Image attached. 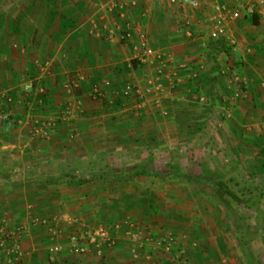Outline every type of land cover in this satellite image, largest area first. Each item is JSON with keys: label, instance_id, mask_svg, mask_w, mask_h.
Returning <instances> with one entry per match:
<instances>
[{"label": "crops", "instance_id": "0c3cea01", "mask_svg": "<svg viewBox=\"0 0 264 264\" xmlns=\"http://www.w3.org/2000/svg\"><path fill=\"white\" fill-rule=\"evenodd\" d=\"M91 1L94 0L88 1L87 4L92 8H98L97 12L85 24H82V21L74 22L73 27L62 35V40H59L58 35L56 47L49 50V54L46 53L47 57L43 58L44 60L40 58L39 51L35 50L33 33L31 38L30 36L27 38V48L32 46L31 58L28 60L26 57V63L24 59L21 61L17 54L23 55L25 47L22 44V37H16V41L21 42L19 43L21 47L17 48L16 52L11 50L10 59L13 62L15 60L13 67H0V119L5 118L0 120V124L7 118L8 123H16L11 126L13 131L10 132L4 131L5 127L0 126V143L4 142L1 139L6 137L10 139L0 144V167L18 164L27 168L19 167L16 171L26 172L31 169L28 167L31 162H38L41 166L39 169L45 171L76 164L83 158L95 161L93 158L102 156L110 160L115 151H123L126 155L127 148H118L117 143L121 142L122 138L130 139L137 136L131 131L122 132L123 125H129L126 127L129 128L134 124L148 122L154 118V114L162 113L168 108L177 117L182 108L189 107L186 101L206 100L205 96L197 99L194 92L216 91L222 86L232 88L229 84L234 83L231 78L235 76L244 78L246 84L240 85L249 89L248 76L241 77L237 71L227 66L229 59L225 48L230 46L237 52L242 34H254L253 30L247 29L253 24V16H248L242 9V17L237 21L229 22L231 33L238 37L235 36L236 40L238 39L236 46L228 45L224 39L213 40L210 35L211 21L218 15L216 5L226 4L231 8H241L242 0H230L225 3L214 2V0H176V3H172L171 0H98L97 3ZM195 2H198V6H195ZM257 15L259 19L257 26H260L264 23V9ZM62 18L70 19L65 15ZM10 22H13L12 28L22 36H25L32 28L50 30L52 25L51 20L40 24H34L35 22L30 20L22 23L20 19L10 20ZM136 25L141 26L146 32L153 48L164 55L163 58L167 64L161 80L167 88L149 98L132 97L126 100L122 97V90L118 91L121 86L130 82L146 89L149 80L158 77L156 65L140 64L136 61L132 41L122 38L124 32H128L129 26H132L131 32L134 36ZM257 26L252 25L250 28ZM109 31L114 32L113 39L108 38ZM188 31L191 35L187 34ZM0 42L7 45V37L0 35ZM251 52L250 48L248 53ZM1 57L4 61L7 60L4 55ZM134 61L137 65H134ZM250 73L254 78L256 73L253 71ZM174 79L178 81V85L173 90L171 84ZM25 85L30 95H21ZM96 85L100 86L104 93V102L94 101L91 98L93 87ZM250 87L254 88V85L251 84ZM251 88V92L244 95L249 98L246 101L241 100L242 104L237 108V111L245 112L241 122H246L247 126H250L248 133H239V138L244 143L238 144L235 152L241 165L244 164L242 154L246 146H248L246 150L255 154L254 158L245 159V162L253 172L258 174L260 182L256 181L255 185L261 187L264 186L262 182L264 120L260 116L255 118L252 115L254 111L257 112L255 108L258 105H264V95L258 94ZM118 94L120 98H123L121 105H118ZM25 96L29 97V101H26ZM10 97L13 98L11 104L7 103ZM110 100L112 101L109 102ZM109 104L115 105L109 107ZM72 108L73 115L66 116L65 112ZM83 108L85 118L80 119L78 115ZM190 111L188 108L185 115H189ZM247 113L249 117L246 116ZM55 118L61 119L60 125L47 133V138L35 135L34 126L29 125L34 123L44 125L45 122H51ZM40 139L42 141L38 142ZM0 181L8 183V180L0 179ZM65 183L68 182L48 185V189L44 194L42 193L43 196L36 198L42 203L41 209L36 214L27 212V214L14 216L17 220L13 221L17 223L16 226L28 224V230L21 238L23 257L20 264H141L132 259L130 252L125 250L123 241L120 240L115 248L107 250L106 258H100L90 245L87 246L89 250L85 254L79 255L73 252L68 240L69 236L82 227L99 225L98 220L101 216L95 213L81 214V206L92 203L105 194H98L97 197L86 200V197H81L84 195L83 192L78 195L74 188L65 186ZM4 189L0 188L2 191L0 199L4 197L0 207H5L3 203L16 199L15 195L5 198L6 190ZM45 193H49L48 197L56 194V199L46 202L48 197ZM247 199H250L252 204L256 203V207L251 206L254 208L251 209L252 213L262 217L263 222L258 231L262 232L264 241V188ZM51 205H62L64 213L67 214L53 213ZM74 212L79 213L73 214ZM5 215L10 216V214ZM31 215L45 217L50 220V223L44 226L31 225ZM54 217H57L58 221H53ZM75 222L77 225L74 224ZM55 244L63 245L65 250L59 254H51L49 249ZM262 251L264 253V246ZM110 255L112 257L109 259ZM247 255L249 256L248 264H264V254L257 262L255 257L248 253ZM241 260L244 261L243 258ZM234 264H241L240 259L234 260Z\"/></svg>", "mask_w": 264, "mask_h": 264}, {"label": "rangeland", "instance_id": "374dc122", "mask_svg": "<svg viewBox=\"0 0 264 264\" xmlns=\"http://www.w3.org/2000/svg\"><path fill=\"white\" fill-rule=\"evenodd\" d=\"M88 1L90 0H0V35L7 37V45L0 42V67H13L15 60L11 61L10 57L12 51L16 52L17 48L21 47V42L19 44L16 41V37L19 36L22 37L25 53L17 54V57L21 61L24 59L25 63L26 57L28 60L31 58L32 46L27 48V38L28 36L31 38L33 33L35 50L39 51L41 59L47 57L46 53L49 54V50L56 47L58 35L59 40H62V35L59 33V20L62 16L65 15L73 22L82 21V24H85L97 12L98 8L90 7L87 4ZM227 1L230 0H214L218 3ZM91 2L97 3L98 0ZM64 3H68V5H64ZM52 15L56 16L55 20H51ZM19 19L22 23L30 20L34 21V24L51 20L52 25L50 30H43L39 27L32 28L28 33L24 30L27 36H22L12 28L13 22H10V20ZM252 25L255 24L250 26ZM250 26L247 29L248 31L253 30L254 34H242L237 52L232 47L226 46L225 53L229 59L227 66L231 70L237 71L241 77L248 76V84H253L254 88H252L258 94L264 95V23L260 26L255 25L256 28H250ZM235 36L238 38L237 35ZM43 39H45L44 42ZM228 45L230 44L228 43ZM250 48L252 52L248 53ZM1 55L7 57V60L4 61ZM251 71L256 73L254 78L251 76ZM11 72L13 74L12 69ZM234 78H231L234 83L231 81L232 84H229L232 88L222 86L216 91L194 92L197 99L205 96L206 100L203 102L196 99L192 102L186 101L191 110L189 115H185L188 108H182L177 117L168 108L164 109L162 113L154 114V118L148 122L134 124L129 128H126L129 125H123L122 132L131 131L137 136L130 137V139L129 137L122 138V141L117 143L118 148H127L128 154L126 155L123 151H115L110 160L102 156L96 157L97 159L93 158L95 161L83 158L76 164H68L59 169L45 171L39 169L41 166L38 162H31L28 167L49 177H59L64 173L85 175V180L82 183H65V186L74 188L78 195L83 192L84 195L81 197H86V200L97 197L98 194H105L92 203L82 205L83 211H79L81 214H101L98 220L99 224L111 226L115 222L131 219L142 229L143 236L151 237L154 241L159 240L167 233H172L175 236V244L170 251H165L163 248L154 249L155 245L144 242L145 247L139 252V258L135 259L131 256L136 263L234 264V260L240 259L241 264H248L247 253L255 257V262H257L264 254L262 232L258 231L261 229L262 217L252 213L251 209L254 208L250 207L246 210L234 203L224 202L213 187L216 181L223 179L234 193L244 198L255 195L258 190L264 188V186L255 185V182L259 180L258 174L253 172L245 162V159L254 158L255 154L246 150L248 147L246 146L242 154L244 164L241 165L235 152L237 145L244 143L239 138V133L249 132L250 125L247 126L246 122H241L245 117V112L241 113L239 110L237 111V108L242 104L241 100L246 101L249 98L244 95L251 92V87L249 85V89L243 88L239 82H236L237 78L240 80L244 78L238 76ZM173 83L175 84L174 90L178 81L174 79ZM128 84L132 83L128 82L118 91H123ZM163 88H167V86ZM25 94L30 95L26 85L23 87L21 95ZM120 94L117 95V98ZM231 94L232 96H230ZM147 97L149 98V96ZM28 98L25 96L26 101H29ZM91 98L94 101L104 102L105 100V97L95 99L93 94ZM9 99L7 103L11 104L13 98ZM114 105L109 104V107ZM255 109L257 112L254 111L252 116L255 118L260 116L264 120V105H258ZM2 115L5 114L2 113ZM78 116L80 119L85 118L84 108ZM246 116L249 117V113ZM59 120L61 119L55 118L51 122H45V125L55 124L48 128L37 123L29 125L34 126V134L41 137L59 127ZM5 121L0 126H4L6 132L13 131L11 126L16 123L10 122V124L8 120ZM1 140L6 142L10 139L6 137ZM41 141L40 139L38 142ZM19 167L27 168V166L21 167L18 164L0 167V175L8 178V183L0 181V188L6 190L5 198L16 196V199L3 203L5 207H0V220H7L9 229H13L17 225L13 222L17 221L14 216L27 214V212L31 214L39 212L42 203L36 198L42 197V193L44 194L49 185L32 173L22 171L20 174H15ZM127 169H148L162 173L186 174L198 181H186L172 176L133 178L124 175ZM94 174H106L107 177L95 180L89 178ZM262 182H264V176ZM47 195L49 196V193H45V196ZM55 195L47 196L46 202L56 199ZM146 198H152L155 204L156 208L153 214L144 213L148 206ZM3 199H0V202ZM140 201L143 202L142 206ZM251 206L256 207V203ZM51 209L54 211L53 213L67 214L64 213L62 205H51ZM78 213L74 212L73 214ZM5 214H10L11 217H7ZM74 224L77 225L76 222ZM119 240L123 241V247L129 252L131 242L126 240L123 235L118 236ZM241 248L242 250H240ZM111 257L110 255L109 259Z\"/></svg>", "mask_w": 264, "mask_h": 264}, {"label": "built area", "instance_id": "2783aa9c", "mask_svg": "<svg viewBox=\"0 0 264 264\" xmlns=\"http://www.w3.org/2000/svg\"><path fill=\"white\" fill-rule=\"evenodd\" d=\"M241 8H231L226 4H218L215 9L218 13L211 21V38L216 41L224 39L232 46H236L237 40L234 34L229 29L230 21H237L242 17V11L245 10L248 16H254L259 14L264 9V0H242ZM172 3H176V0H171ZM195 6H198V2H195ZM243 9V10H242ZM122 17H124L122 15ZM135 35H132V26H129L128 32H124L122 35L123 40L132 41L133 50L135 53V60L140 64L156 65L158 77L154 80H149L148 86L145 90L139 86L128 84L122 91V97L126 100L136 97L138 99H144L147 96L154 95L156 92L163 91V81L161 76L164 75V69L167 62L164 60V55L153 48L150 43L149 37L141 26L136 25ZM127 31V30H126ZM191 35V32H187ZM114 32L109 31L108 38L113 39ZM236 82L240 84H246L245 80L236 79ZM175 84H171V88H174ZM93 96L95 99H101L104 94L100 86L93 87ZM81 110V109H80ZM66 116L73 115V109H68L65 112ZM55 124L43 125L48 128ZM58 221L57 217L52 219ZM31 225H47L50 223L45 217L38 215H31ZM28 224H22L16 226L13 229L7 227V220H0V264H20L23 257V250L21 245V238L27 232ZM123 235L126 240L131 242L129 246V252L135 259L139 258V252L144 249V242L151 243L155 248H163L165 251H170L175 244V236L172 233H167L157 241H154L151 237L143 236L142 229L131 219H125L115 222L113 225L108 226L99 224L93 227H82L76 232L72 233L68 240L72 246L74 253L82 255L88 252L87 246H92L96 254L103 258L106 255L107 250H111L116 247L118 243V236ZM65 250L63 245L55 244L50 247L49 252L51 254H59Z\"/></svg>", "mask_w": 264, "mask_h": 264}, {"label": "trees", "instance_id": "16d2710c", "mask_svg": "<svg viewBox=\"0 0 264 264\" xmlns=\"http://www.w3.org/2000/svg\"><path fill=\"white\" fill-rule=\"evenodd\" d=\"M56 16L52 15L51 16V20H55ZM60 32L61 35H65L66 32L73 27V21L67 18H60ZM253 23L255 25L259 24V19H258V15H254L253 16ZM134 65H137V62L134 61ZM126 67V66H124ZM123 103V98H119L118 101V105H121ZM22 171H16L15 174H20ZM27 173H32L35 174L36 176H38V178L45 182L46 184L49 185H54V184H58L59 182H68V183H82L85 180V175H80V174H72V173H64L61 174L59 177H49L46 176L45 174L38 172L36 170H27ZM124 175H128L131 176L133 178H140V177H155V176H165V177H175V178H179L181 180H186V181H198L195 178H192L186 174H177V173H162L159 172L157 170H148V169H127L124 172ZM107 177L106 174H94L93 176H90L89 178L95 180V179H103ZM0 179L2 180H8V178L4 175H0ZM215 191L217 194L220 195V197L222 198V200L224 202H229L231 204H236L239 207H242V209H246L248 210L251 205L252 202L250 199H247L246 197L244 198L243 196L240 197L238 196L236 193H234L232 191V189L229 187V185L227 183H225L223 181V179H220L218 181H216L213 185ZM148 203V206L145 208L144 213L145 214H153V212L155 211V204L152 200V198H149L145 200ZM141 206L143 204L142 201H140ZM145 205V204H144Z\"/></svg>", "mask_w": 264, "mask_h": 264}]
</instances>
